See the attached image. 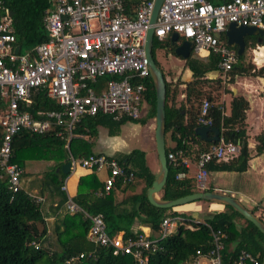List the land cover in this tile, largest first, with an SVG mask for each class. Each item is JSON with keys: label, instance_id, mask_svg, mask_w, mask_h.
<instances>
[{"label": "built area", "instance_id": "2783aa9c", "mask_svg": "<svg viewBox=\"0 0 264 264\" xmlns=\"http://www.w3.org/2000/svg\"><path fill=\"white\" fill-rule=\"evenodd\" d=\"M43 15L47 39L22 50L16 43L11 13L5 0H0V177L15 192L21 188L19 167L11 162L13 136L20 130L37 134L54 132L73 136V129L85 117L96 114L137 118L146 103V81L150 75L145 55L147 31L153 38L165 39L176 33L178 42L190 40L193 52L200 58L218 56V70L228 72L237 60V52L217 34L225 32L230 23L255 26L264 30V0H162L155 21L150 22L154 0H143L129 12L125 0H49ZM181 38V40H180ZM19 46L18 52L15 47ZM264 45L256 44L251 53ZM254 58V55H253ZM54 102L55 108H38L33 113L36 97ZM209 103L203 101L198 121L210 126ZM239 153V145L225 142L221 136L207 150L199 153L194 174L197 189L205 190L206 165L230 161ZM182 150L169 152L168 161L187 165ZM71 169L106 170L103 193L108 194L115 181L134 179L132 171L123 168L116 158L102 153L86 157L70 156ZM179 172L176 177L182 178ZM65 190V185L62 186ZM36 202L44 200L31 195ZM69 214L79 213L89 222L86 238L97 246L110 248L113 255H130L137 264H147L150 253L162 249L160 241L180 227L194 229L178 215L164 216L157 232L136 231L124 236L122 231L109 234L101 213L91 214L67 195L64 203ZM209 226V225H207ZM210 228L205 249L198 248L183 264H223L227 234ZM84 257L71 256L66 263ZM232 264H260L256 255L241 249Z\"/></svg>", "mask_w": 264, "mask_h": 264}, {"label": "trees", "instance_id": "16d2710c", "mask_svg": "<svg viewBox=\"0 0 264 264\" xmlns=\"http://www.w3.org/2000/svg\"><path fill=\"white\" fill-rule=\"evenodd\" d=\"M130 0H125V3ZM132 1V0H131ZM217 3V0H209ZM11 13V21L16 43L22 50L47 39V31L43 25V15L50 6L49 0H5ZM258 35L245 36V49L237 53V60L226 76L229 82L234 81L239 75H261L263 67L255 69L244 62L245 52L254 48ZM181 40V38H180ZM222 41L226 43L225 37ZM264 44V41L262 42ZM166 48L174 54L169 37L158 40L153 38L152 54L155 63L161 68L155 56V50ZM235 51L236 47H232ZM175 55V54H174ZM184 66L191 72L192 81L186 83L185 99L176 101L178 84L166 83L165 99V139L169 135L171 144H166V156L169 152L182 150V157L198 158L200 152L207 150L213 142L202 140L195 129L201 126L198 121L199 109L195 108L192 101L200 99V92L196 90L197 83L205 81L208 73L218 71V56L210 54L207 58H200L191 51L183 60ZM253 68V72L250 70ZM162 70V68H161ZM163 72V70H162ZM164 74V72H163ZM165 77V76H164ZM180 83V82H177ZM145 99L150 107L146 117H122L113 120L111 116L96 114L83 118L73 129V136L68 140L66 134L56 135L55 131L37 134L28 130L18 131L12 138L11 162L21 170L20 176L27 179L29 172L26 170L32 162L51 161L54 165L44 171L39 183L37 194L48 200L49 212L45 213L42 203L36 202L28 188L24 185L13 192L8 188L5 178L0 177V264H38L45 260L46 264H137L130 255H113L110 248L97 246L86 238L89 222L79 213L69 214L64 210L67 193L62 189L65 178L69 175L61 171V166L70 161V156L75 158L86 157L92 154L90 138L95 137L98 127L107 128L110 135H117L119 127L124 122L145 124L147 119L155 117L156 92L152 77L147 81ZM185 84V83H184ZM193 84V85H192ZM35 100L33 113L38 108H55L54 102L42 97ZM194 96V98H193ZM212 96L205 97L209 108L207 117L211 118L210 127L220 131V136L225 142H234L239 145L238 155L230 161H210L206 165L207 171H238L247 168L250 152L248 148V134L245 123V111L248 101L241 95L233 96L230 104V113L224 114L222 106L211 104ZM209 136L213 133L209 132ZM87 137L83 138V137ZM255 150L257 154L264 151V132L255 136ZM119 164L127 171H132L134 179L144 182L142 190L132 192L121 199L116 198L117 191H132L134 185L131 182L123 183L118 178L108 194L103 193V183L100 182L91 169L88 174L78 179L77 193L72 198L74 201L91 214L103 215L107 232L114 234L122 231L124 236H132L131 225L134 220L150 227L153 232L160 228L164 216L178 215L174 208H159L152 205L146 196V191L151 186L156 173L147 165L145 152L140 149H132L130 152L115 157ZM167 179L158 193L160 199L171 200L187 194L200 191L195 186L194 176H187L188 167L184 164H176L167 159ZM179 172L186 176L177 178ZM23 177V178H24ZM21 178V179H23ZM30 179V178H29ZM24 180V179H23ZM35 184V180H33ZM34 186V185H33ZM32 186V187H33ZM205 190L212 191L211 188ZM226 210L212 213L205 221L197 222L194 229L179 228L169 237L160 241L162 249L149 254L147 264H183L186 259L194 255L198 248L205 249L210 240V228L221 229L226 232L225 249L223 251V264H232V258L239 250L245 249L257 256L260 264L264 258V233L249 220L245 219L231 206L225 205ZM172 210L171 212H169ZM254 211V209L252 210ZM53 214L55 220L51 222L55 242L59 249H52L55 245L48 234L51 226L45 222V217ZM240 218L243 223L237 227L234 220ZM209 225V226H207ZM234 242L232 249L228 246ZM229 249V250H228ZM84 253V257L66 263L71 256Z\"/></svg>", "mask_w": 264, "mask_h": 264}, {"label": "crops", "instance_id": "0c3cea01", "mask_svg": "<svg viewBox=\"0 0 264 264\" xmlns=\"http://www.w3.org/2000/svg\"><path fill=\"white\" fill-rule=\"evenodd\" d=\"M142 1L143 0H132V1L130 0L128 2V4L126 2L125 5H126L127 10L129 12L134 11L136 6L138 4H140ZM221 34H222V37L223 36L225 37L224 32H222ZM222 37H221V39H222ZM169 39H170V36H169ZM225 41H226V37H225ZM263 41H264V39H263ZM257 44L258 45H264L262 43L259 44L258 40H257ZM248 50H250V49H248ZM253 55H254V58H253ZM252 59L257 64V69L262 67L259 65H262V61L264 59V50L257 49L255 52L252 53ZM185 69H186L187 73L191 74V72L189 71L188 68H185ZM217 72L218 71L213 72V73H208L206 75V77H208L209 75H212V74L215 75V74H217ZM225 77L226 76H223L222 80L219 81L220 83H222V89L219 90V92H220L219 97L218 98H210L211 99L210 103L211 104H218V105L222 106L223 113L229 114L230 113V104H231V100H232L233 96L241 95L248 101V108L245 111V123H246V130H247V134H248L247 141H248V148H249V152H250V159L248 160L247 168L242 172L233 171V170H231V171H214L218 177H222L224 175H227L228 177H230L227 180H231L232 181L231 183L228 184V183H224L225 181H223L222 185H218L219 180L214 182L213 179L208 180L209 178L208 179L205 178V186H206V189L211 188L212 191L225 193L227 195L233 196L234 198H236L240 202L243 200H246L248 202H252V208L251 209L248 208V209H250V210L254 209L253 213L257 217H259L262 221H264V158L261 157L264 154V151L260 154H257V152L255 150V145H256L255 136L262 131L264 132V79H263L262 75H255V76L239 75V76L234 77L233 82H229L227 77L226 78ZM181 99H183V98H176V100H181ZM226 103L229 104L228 108L226 107ZM254 127H256V129H254ZM258 128H259V132H258ZM256 130H257V133L255 132ZM250 135H253V137H254V148H253L254 150L253 151L250 150V147H249ZM96 136L89 139V141H92V145L95 144L94 148L91 145V151L93 153H102V154H105L107 156H111V157L115 158L119 154H125V153H128L131 151L130 150L128 152H123L120 150L121 142H120L119 138H116V135H110L108 133V136H105L102 139L100 137L96 138ZM83 138L88 139L87 137H83ZM145 156H146V153H145ZM185 159L187 161L186 166L188 167V170H189L186 175L193 177L196 170H197V160L192 159L189 156H186ZM80 167L84 168L82 166H80ZM75 169H76V167L74 169L70 170L69 174L74 172ZM84 169L85 170L79 172L77 174V177L75 178V180H73V182H71L70 191L67 190V187L65 184V182L68 179V176L65 178L64 185H65V191H66L68 196L73 197L76 195L77 183H78L79 177L82 175L88 174L91 170L89 168H84ZM192 170H194V171L192 172ZM211 173H213V171H208L207 175L211 174ZM95 174H96V171H95ZM106 175H107V173H106ZM106 175L104 178H99L98 176H97V178L100 182H102L104 184V179L106 178ZM237 177H242V179L238 180ZM21 182H22L21 183V185H22L23 181L21 180ZM238 182H240V183H238ZM143 186H144V182H143V184L140 183L137 186V188H134L132 191H130V190L117 191L116 198L118 200L123 195H127V194L132 193V192L138 193L142 190ZM36 188L37 187L30 189L34 193H30V192L29 193L31 195L32 194L35 195L37 193ZM236 194H238L239 197H237ZM36 196H39V195L36 194ZM40 197H42L44 200H47V199H45L44 196H40ZM197 201H199L198 203H201V205H204L205 208L213 210L212 211L213 213L227 209L225 204H222V203L206 201V200H197ZM197 201L190 202V204H188V205L192 206V208H193L192 210L194 211V212L192 211V215H194V216H197L198 212H199V211H197V208H196V206H197L196 202ZM47 204L49 205L48 200H47ZM65 210L66 209L64 206L63 211H65ZM44 212L45 213L49 212L48 206H47V208L44 209ZM54 220H55V217L53 214H48L45 217L46 223H48V222L51 223ZM234 222H235L237 227H239L243 223V221L240 218H236L234 220ZM131 230L133 233L136 231H141V232H144L146 234L152 233V230L150 229V227L141 223L139 220L133 221V224L131 225ZM234 245H235V243L232 242L229 244L228 248L232 249L234 247Z\"/></svg>", "mask_w": 264, "mask_h": 264}, {"label": "rangeland", "instance_id": "374dc122", "mask_svg": "<svg viewBox=\"0 0 264 264\" xmlns=\"http://www.w3.org/2000/svg\"><path fill=\"white\" fill-rule=\"evenodd\" d=\"M155 56H156V59L158 60L160 66L164 72L165 80L168 82H172L173 86L178 84L176 98H183L184 99L185 98L184 92H185V88H186L185 85H186V83H191L192 77H191L190 73H187V71L185 69L186 67L183 64L184 63L183 60L181 58L175 56L174 54H172L166 48L156 49ZM244 62L248 66L253 67L257 70V64L253 61L252 53L250 50H247L245 52ZM259 66L263 67V71H262L261 75L264 79V59L262 61V65H259ZM253 68L250 70L251 72H253ZM227 75H228V72H226L224 74L222 71L218 70L217 74L209 75L208 77H206L207 79L205 81L198 82L197 86L195 88L197 91L200 92L201 97H200V99L191 102L193 104V106L195 108L196 107L200 108L201 105L203 104V101L205 100V97H207V96H212L213 98H218L219 94H220L219 90L222 89V83H220L219 81L222 80L223 76H227ZM177 82H180V83H177ZM193 98H194V96H193ZM176 101L180 102V100H176ZM228 105L229 104L226 103L227 108H228ZM149 109H150V107L148 106V104L143 103L142 107H141V111H140V117H146L148 112H149ZM256 127H254V129H256ZM154 128H155V118L154 117L147 119L145 124L127 121V122H124L120 125L118 135H116V138H119V140L121 142L120 150L123 152H128L132 149H140V150L145 151L147 165L149 166V168L151 169L152 172L157 173L159 166H158L157 153H156V149H155ZM255 132L257 133V130ZM258 132H259V128H258ZM105 136H108L107 128H105L103 126H99L96 138L100 137L102 139ZM168 136L169 135L166 136L165 142H166V144L169 145V144H171V142L169 141ZM94 145L95 144L92 145L93 148L95 147ZM249 147H250V150H252V151L254 150L253 149L254 148V137H253V135H250ZM261 157L264 158V154ZM53 165H54V163L51 161H41L38 164H35L34 162H32V165L29 164L26 167L27 168L26 170L29 172V174L27 175V179L24 176H20V179L24 177L23 178L24 180L21 179L23 181V184L21 186L24 185L25 189H27L28 186H29V188L37 187L36 189L38 190L39 183H40V180L42 178L43 172L48 170L49 168H51ZM83 170H85V169L81 168L79 165H77L74 172H72L71 174L68 175V179L65 182L68 191H70L71 182H73V180H75V178L77 177V174ZM193 171L194 170H192V172ZM105 175H106L105 169L96 170V176H98L99 178H104ZM40 176H41V178H40ZM206 178L207 179L209 178L208 180L213 179L214 182L219 180L218 185H222L223 181H225L224 183H228V184L232 182L231 180H227L230 178L227 175H224L222 177H218L214 171H213V173L208 174ZM237 179L240 180V179H242V177H237ZM33 180H35V184H34ZM240 182H238V183H240ZM140 183L143 184V181L141 179L135 178L132 184L134 185V188H137V186ZM28 192L34 193L30 189H28ZM124 196H126V195L121 196L120 199L123 198ZM236 196L239 197L238 194H236ZM191 202H194V201H191ZM198 202L199 201L196 202L197 203L196 208H197V211H199L197 216L192 215V211H193L192 209L193 208H192V206L188 205V204H190V202L182 204V205H178L174 209L176 211H179V215L182 216L183 218H186L190 223L205 221L206 219H208L212 216L213 210L205 208L204 205H201V203H198ZM241 202L247 208H250V209L252 208V202H248L246 200H243ZM47 206H48L47 200H43L42 201L43 211L45 208H47ZM171 211L172 210H170L169 212H171ZM48 225L51 226L48 234L50 235V240L53 241V240H55V238H54L55 236H54V233L52 231V225L50 222H48ZM53 242L55 245H52L53 246L52 249H55V248L59 249L57 242H55V241H53ZM38 264H46V263H45V260H42ZM262 264H264V258H263Z\"/></svg>", "mask_w": 264, "mask_h": 264}, {"label": "water", "instance_id": "95a60500", "mask_svg": "<svg viewBox=\"0 0 264 264\" xmlns=\"http://www.w3.org/2000/svg\"><path fill=\"white\" fill-rule=\"evenodd\" d=\"M162 0H154L153 10L150 18V22L155 21L158 8ZM224 35L226 37V44L230 47H236L238 54L242 53L245 49V36L258 35V43L261 44L264 39V30L260 27L237 25L236 23H230L226 28ZM221 39L222 34H217ZM178 36L176 33H172L170 36L171 46L175 56L186 59L193 48L192 41L182 40L178 42ZM145 55L148 62L150 76L153 79L154 88L156 92V104H155V128H154V140L155 149L158 159V172L155 175L151 186L147 188L146 196L148 201L159 208H170L173 206L182 205L191 201L206 200L231 206L234 210L238 211L245 219L252 222L260 232L264 233V221L257 217L252 210L246 208L239 200L233 196L225 193L201 190L191 194H187L171 200L160 199L158 193L162 190L168 173L167 156L165 147V99H166V83L165 77L161 68L155 63L153 58V28L150 27L146 34L145 39ZM19 46L15 47V52H18ZM212 132V136H208V133ZM195 133L207 142H217L220 138V131L215 127L201 125L195 129ZM71 162L68 161L61 166V171L64 174L70 173Z\"/></svg>", "mask_w": 264, "mask_h": 264}, {"label": "bare ground", "instance_id": "6f19581e", "mask_svg": "<svg viewBox=\"0 0 264 264\" xmlns=\"http://www.w3.org/2000/svg\"><path fill=\"white\" fill-rule=\"evenodd\" d=\"M258 49L264 50V46L259 47ZM255 52V51H254ZM258 60V59H257ZM259 64V63H258Z\"/></svg>", "mask_w": 264, "mask_h": 264}, {"label": "flooded vegetation", "instance_id": "af4514ba", "mask_svg": "<svg viewBox=\"0 0 264 264\" xmlns=\"http://www.w3.org/2000/svg\"><path fill=\"white\" fill-rule=\"evenodd\" d=\"M155 52H156V50H155Z\"/></svg>", "mask_w": 264, "mask_h": 264}]
</instances>
